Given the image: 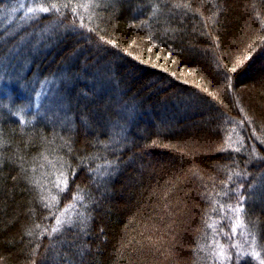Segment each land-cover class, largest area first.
<instances>
[{
    "label": "trees",
    "instance_id": "trees-1",
    "mask_svg": "<svg viewBox=\"0 0 264 264\" xmlns=\"http://www.w3.org/2000/svg\"><path fill=\"white\" fill-rule=\"evenodd\" d=\"M28 1L0 27V264H218L241 196L259 256L230 264H260L264 0ZM77 189L83 229L50 238L42 196Z\"/></svg>",
    "mask_w": 264,
    "mask_h": 264
},
{
    "label": "snow or ice",
    "instance_id": "snow-or-ice-1",
    "mask_svg": "<svg viewBox=\"0 0 264 264\" xmlns=\"http://www.w3.org/2000/svg\"><path fill=\"white\" fill-rule=\"evenodd\" d=\"M38 2L46 3L47 0H38ZM51 7L57 12L60 11V9L57 8L55 3H53ZM49 11H50L49 7H43V6L39 8H34V7L27 8V13L31 14L32 16H35L37 13H48ZM72 11L75 12L76 9H72ZM153 11L155 12L156 9H154ZM81 27H85V25L82 23ZM88 31H92V29L89 28ZM262 46H264V37H262ZM255 51L256 49L253 48L252 52H255ZM241 57L242 59L239 60V63L242 65L244 62H246V60L251 58V53L245 50L244 53H241ZM237 70H238L237 67H232L230 69V71L232 72H236ZM225 78L231 80V77L226 76ZM229 88H231V85H229ZM245 119H248V117H245ZM20 123H24V120L21 119ZM253 135H255V132H253ZM236 175H240V173H236ZM68 179H69L68 175L64 173L63 169H61L60 175L57 177V180L54 181V185L59 189V192H63L67 189ZM36 183L37 185H39L38 181ZM82 191L83 190L81 189H77L76 194L71 197L72 202L65 205L62 210L58 207L59 205L58 193L49 194L48 198H45L42 196V199L49 200V202L45 204V207L49 208V210H51L52 208L57 209V211L53 213V216L55 217V226L51 227L50 232L48 233L50 238L52 235H60L63 232L64 228L72 229L77 224H79L81 229H83V226L85 224V219L83 218V214L76 212V215L78 217L77 220H73V217H72L73 211L77 208V204L80 203L82 205V202H83ZM243 199L244 197L241 196L240 203L236 205H228V211L231 213H234V217H232V225H231V231L233 234H236L237 229H241L242 231L240 234L243 235L244 234L243 230L246 229V225L243 219L241 218V214L244 212ZM221 207H223V205ZM36 227H40V226L37 225ZM209 227H212V225H209ZM27 234L31 235L32 233L29 231ZM245 243L251 244L252 246H254L256 241H255V238L253 237L250 241L246 240ZM215 246L218 249V251H216L214 254L218 258L231 259V256L225 255L224 247L223 245L219 243V241L215 242ZM233 247L243 248V245L234 244ZM261 250H264V249H261ZM245 251H238L236 255L243 257L245 254ZM251 255L253 257L259 256V252L253 250ZM260 264H264V260H261Z\"/></svg>",
    "mask_w": 264,
    "mask_h": 264
},
{
    "label": "rangeland",
    "instance_id": "rangeland-1",
    "mask_svg": "<svg viewBox=\"0 0 264 264\" xmlns=\"http://www.w3.org/2000/svg\"><path fill=\"white\" fill-rule=\"evenodd\" d=\"M29 7H34V8H39V6L33 4L32 1H28V0H17L11 7L5 9L4 12H2L0 15V27H2V29L4 30L6 27H8L9 25L16 24L17 29L19 28V26L22 24V26L24 25L23 23H20L19 21H26V20H30L29 18H31L30 16H32L31 14L27 13V8ZM40 14V13H37ZM24 44V43H23ZM18 52H15V54ZM51 87L50 84L47 85V89ZM46 90V89H45ZM8 95V93H6ZM38 104V103H36ZM207 149V147H203L202 149ZM79 204V203H78ZM78 204H77V208L73 211L72 217L73 220H77L75 219L77 217L76 212H79L78 210ZM241 229H237L236 234H233L232 232H230V235L235 239V244L236 245H243V248H238V247H233V243L232 245H225L224 246V251H225V255L226 256H231V259H225V258H218L215 255V261H217L216 263L218 264H230L232 261V257H237L240 258L241 256L236 255V253L238 251H245V254L243 257H246L247 255H249L250 253H252L253 250L257 251V247L254 245L252 246L251 244H246L245 241L248 240L250 241L252 238L249 237V235H247L246 233H244L243 235H241ZM244 232V230H243ZM171 233V232H170ZM173 235V234H172ZM171 235V237H172ZM231 246L235 249L233 250V253H231ZM228 249V252H227ZM231 249V250H230ZM242 258V257H241ZM167 260H163L164 262L160 261V264H164L166 261H170L173 259V254H171L169 251L167 253ZM167 264V262H166Z\"/></svg>",
    "mask_w": 264,
    "mask_h": 264
},
{
    "label": "bare ground",
    "instance_id": "bare-ground-1",
    "mask_svg": "<svg viewBox=\"0 0 264 264\" xmlns=\"http://www.w3.org/2000/svg\"><path fill=\"white\" fill-rule=\"evenodd\" d=\"M204 92V91H203ZM205 95V94H204ZM237 104V103H236ZM240 110V109H239ZM222 114V113H221ZM234 119H236V118H234ZM234 127V126H233ZM229 130V129H228ZM239 130V129H238ZM237 132V131H236ZM156 145V144H155ZM164 146V145H163ZM200 186V185H199ZM210 221H211V219H209ZM171 222V221H170ZM174 223V222H173ZM179 228V227H178ZM180 230V229H179ZM181 232V231H180ZM180 234V233H179ZM202 238V237H201ZM213 241H214V239H213ZM207 254V253H206ZM205 255V254H204ZM212 259V258H211ZM215 259V258H214ZM203 260V259H202ZM204 262V261H203ZM207 262V261H206Z\"/></svg>",
    "mask_w": 264,
    "mask_h": 264
}]
</instances>
